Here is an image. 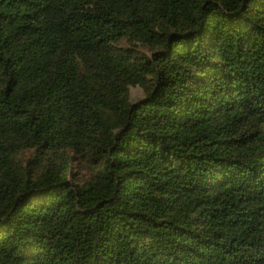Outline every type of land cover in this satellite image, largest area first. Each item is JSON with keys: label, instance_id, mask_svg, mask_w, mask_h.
Masks as SVG:
<instances>
[{"label": "trees", "instance_id": "obj_1", "mask_svg": "<svg viewBox=\"0 0 264 264\" xmlns=\"http://www.w3.org/2000/svg\"><path fill=\"white\" fill-rule=\"evenodd\" d=\"M0 264H264V0H0Z\"/></svg>", "mask_w": 264, "mask_h": 264}, {"label": "rangeland", "instance_id": "obj_2", "mask_svg": "<svg viewBox=\"0 0 264 264\" xmlns=\"http://www.w3.org/2000/svg\"><path fill=\"white\" fill-rule=\"evenodd\" d=\"M142 89L140 86H130V96L132 99H136L142 96Z\"/></svg>", "mask_w": 264, "mask_h": 264}]
</instances>
